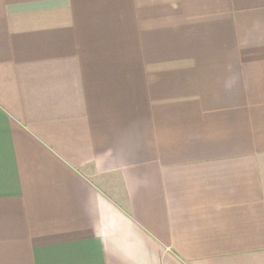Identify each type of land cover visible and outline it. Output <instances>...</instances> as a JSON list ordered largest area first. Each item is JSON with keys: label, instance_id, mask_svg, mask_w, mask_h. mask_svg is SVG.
Listing matches in <instances>:
<instances>
[{"label": "crops", "instance_id": "obj_1", "mask_svg": "<svg viewBox=\"0 0 264 264\" xmlns=\"http://www.w3.org/2000/svg\"><path fill=\"white\" fill-rule=\"evenodd\" d=\"M0 264H264V0H0Z\"/></svg>", "mask_w": 264, "mask_h": 264}]
</instances>
